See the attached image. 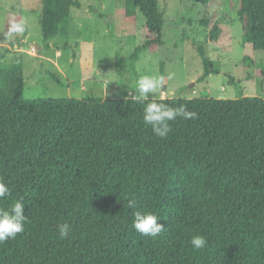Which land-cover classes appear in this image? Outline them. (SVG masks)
Listing matches in <instances>:
<instances>
[{
  "label": "trees",
  "instance_id": "1",
  "mask_svg": "<svg viewBox=\"0 0 264 264\" xmlns=\"http://www.w3.org/2000/svg\"><path fill=\"white\" fill-rule=\"evenodd\" d=\"M73 6L80 1L41 0L45 42L68 36ZM138 13L149 33L134 59L164 43L159 0H126L116 29ZM237 14L245 39L264 50V0H238ZM198 53L201 80L219 72L203 46ZM24 87L22 62L0 64V178L11 189L0 208L22 199L28 217L0 243V264H264V98L26 99ZM153 101L197 118L171 121L160 138L143 121ZM136 210L160 216L165 230L138 233ZM65 222L70 236L60 239ZM195 235L205 248L191 245Z\"/></svg>",
  "mask_w": 264,
  "mask_h": 264
},
{
  "label": "rangeland",
  "instance_id": "2",
  "mask_svg": "<svg viewBox=\"0 0 264 264\" xmlns=\"http://www.w3.org/2000/svg\"><path fill=\"white\" fill-rule=\"evenodd\" d=\"M79 1L81 7L71 8L68 36L45 42L41 0H0V64L23 63L26 99L131 98L136 81L146 75L164 77L162 88L149 99L264 98V50H255L245 39L238 0H159L164 43L156 52L143 50L138 59L135 49L149 33L141 13L118 31L115 12L126 0ZM18 17L27 21L23 33L10 31ZM215 26L220 29L216 40L211 37ZM198 46L219 69L204 80Z\"/></svg>",
  "mask_w": 264,
  "mask_h": 264
},
{
  "label": "clouds",
  "instance_id": "3",
  "mask_svg": "<svg viewBox=\"0 0 264 264\" xmlns=\"http://www.w3.org/2000/svg\"><path fill=\"white\" fill-rule=\"evenodd\" d=\"M27 21L15 22L12 24L10 31L13 33H23L26 30ZM168 79H172L169 74ZM164 84L163 76H142L135 83V94L131 95V99L137 102L147 101L151 94L157 93ZM127 99V97L125 98ZM177 118L185 120L197 118V113L189 111L186 105L177 107L170 106L165 103L150 102L146 105L143 112V121L149 125L153 133L160 137L166 138L172 131L170 122ZM11 194V189L0 178V199H4ZM127 207L136 208V200L129 199ZM161 217L153 212L134 211L133 227L143 236L157 237L165 230L162 223H158ZM28 223V217L25 214V204L23 200H17L10 209L0 208V243L14 239L17 234L25 231V225ZM59 238L66 239L70 236L71 225L67 222L57 226ZM191 245L195 249H203L207 245V239L202 235H195L190 240Z\"/></svg>",
  "mask_w": 264,
  "mask_h": 264
}]
</instances>
